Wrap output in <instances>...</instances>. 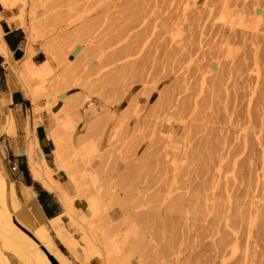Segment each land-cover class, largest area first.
<instances>
[{
	"label": "rangeland",
	"instance_id": "rangeland-1",
	"mask_svg": "<svg viewBox=\"0 0 264 264\" xmlns=\"http://www.w3.org/2000/svg\"><path fill=\"white\" fill-rule=\"evenodd\" d=\"M0 4L53 59L39 86L19 80L33 118L62 103L51 162L33 136L41 119L24 128L32 180L60 194L56 233L29 225L0 142L5 264H264V0Z\"/></svg>",
	"mask_w": 264,
	"mask_h": 264
},
{
	"label": "crops",
	"instance_id": "crops-1",
	"mask_svg": "<svg viewBox=\"0 0 264 264\" xmlns=\"http://www.w3.org/2000/svg\"><path fill=\"white\" fill-rule=\"evenodd\" d=\"M0 12V44L6 53V55L0 53V108H2L4 115L2 121L0 117V126L4 124L7 114L11 113L12 117L14 118V124L13 122L11 124L10 120L6 127L2 129V131L9 135H14L15 133L17 135V133L20 134L22 131L21 140L23 143L21 149H17L14 145L17 144L18 147L19 145H22L21 140H11L12 137L7 138V135L0 131L2 133L0 142H3V147L6 152V160H4V163L5 161L8 163L7 169H9L11 163L15 164L16 166L15 171H11L10 169L8 170L7 180L11 181L14 185V189H11L16 201L17 197L19 200H21V202L23 201L22 207H24V215L28 219L29 225L33 227H38L39 225L47 226L49 220L55 218L56 216H62L63 208L60 202L61 198L59 192H49L47 188L44 189L39 183L33 181L36 179L32 180L28 171V165L26 163L27 157L23 152L26 149L28 143L27 139L25 138L24 128L27 117L29 118V127L33 124L34 119H41V126L36 128V132H33V136L37 138L38 144L44 153V157H48L49 162H51L50 154L53 151L54 145L52 140L49 138V129L51 126H53V117H55V115L58 113L62 103L56 111H51V115L43 110L38 116H36V118H33V115L31 114V99L23 97L22 92L25 91V89L23 83L19 80L21 77L27 80L28 70L31 69V67L42 65L44 62H46L47 58L41 48H32V45L28 46L26 31L25 40L23 41L24 35L22 34V29L24 28L19 20H12V15H10V13L6 14V10H4L1 6ZM29 77L33 78V80H36L35 78H42L44 76L41 72H37L33 76ZM36 81L37 82L36 84L34 83V86L31 84L33 81H30L31 89L39 86V81ZM11 98L14 99L15 102H12ZM37 98L39 99V96ZM63 99L64 98L61 97V100ZM38 102L39 101L37 100V104ZM45 103L46 105H51L52 100L46 101ZM28 109L29 112L27 113ZM46 109L48 108L46 107ZM17 151L21 152L16 154ZM23 155H25V157H23ZM23 165L26 168V171L24 168H22ZM33 184L38 186L35 187ZM21 186L30 188L34 193L33 199L29 202H26V204H24L25 200L21 198ZM60 186L67 194L65 188H63L61 184ZM54 193H57L58 197ZM64 217L65 216H63V218ZM14 221L16 222L15 218ZM22 228L25 230L23 226ZM53 234L55 236L58 235L55 233ZM60 243L63 244L62 242Z\"/></svg>",
	"mask_w": 264,
	"mask_h": 264
},
{
	"label": "bare ground",
	"instance_id": "bare-ground-1",
	"mask_svg": "<svg viewBox=\"0 0 264 264\" xmlns=\"http://www.w3.org/2000/svg\"><path fill=\"white\" fill-rule=\"evenodd\" d=\"M20 23H21V21H20ZM19 23V24H20ZM236 23V22H235ZM235 23L234 24H231L233 27L235 26ZM238 25V24H237ZM0 40H1V34H0ZM0 53H3L4 55H6V53H5V51H4V49L2 48V46H1V44H0ZM48 61H46V62H44L42 65H39V66H34V67H31V69H29L28 70V72H27V74L29 75V76H33L34 74H36L37 72H41L43 75H44V77L45 76H48L49 74H50V72H51V60H53L52 59V57H50V53L48 52ZM27 71V70H26ZM155 73V72H154ZM185 87V86H184ZM170 95V94H169ZM36 96V95H35ZM166 96V95H165ZM38 97V96H37ZM147 97V96H146ZM137 98H138V96H137ZM134 100H135V98H133ZM133 100V101H134ZM136 101V100H135ZM138 101L139 100H137L136 101V103H133V104H135V106H136V104L138 103ZM157 103V102H156ZM158 107V106H157ZM169 110V109H168ZM5 187H6V182L4 181V178L0 175V205H1V210H0V215H2V213H4L5 214V212H7L8 213V208H7V204H6V202H5V199H4V190H5ZM198 189V188H197ZM223 189V188H222ZM227 189H229L228 187H226V189L224 190V192L225 193H227L228 195H230L229 193H228V190ZM21 195H22V199H24L25 201H24V204H26V202H29L30 200H32L33 199V197H34V193L32 192V190L30 189V188H26V187H23V186H21ZM206 191V190H205ZM223 192V191H222ZM220 193V192H219ZM241 193V192H240ZM205 194V193H204ZM223 194H219L218 196L220 197V196H222ZM205 196V195H204ZM207 196H210L209 194L207 195ZM212 196H214V195H212ZM217 196V195H216ZM66 197V196H65ZM236 197V196H235ZM233 197H228L227 198V200L229 201V200H231ZM220 199V198H219ZM224 198H223V196H222V200H223ZM225 200V199H224ZM223 200V201H224ZM67 200H66V198H65V202H66ZM208 201V200H207ZM218 201V200H217ZM216 201V202H217ZM23 202V201H22ZM215 202V205H214V207H215V210H216V208L219 210V208H222V206H223V203L224 202H222V201H220V202H222V203H216ZM67 203H68V201H67ZM214 203V202H213ZM240 203V202H239ZM225 206H226V203L224 204ZM66 206H68V205H66ZM260 207V206H259ZM248 208V207H247ZM237 209V208H236ZM217 210V211H218ZM262 210H264V209H262ZM237 211V214H239V213H241V215H243V213L241 212V210L239 211V210H236ZM220 212L221 211H219L218 213L220 214ZM262 212V211H261ZM264 212V211H263ZM263 212H262V214H263ZM3 214V215H4ZM9 214V213H8ZM218 214V215H219ZM236 214V215H237ZM7 215V214H6ZM6 215H4L3 217H5ZM232 215V214H231ZM233 216V215H232ZM234 217V216H233ZM245 217V216H244ZM1 218H2V216H1ZM7 218H9V217H7ZM6 218V219H7ZM217 218V217H216ZM6 219H4L3 221H5ZM218 219V218H217ZM1 220V219H0ZM215 220V219H214ZM218 220H220V219H218ZM209 221H211V220H209ZM243 221V220H242ZM2 222V221H1ZM218 222H220V221H218ZM264 221H262V225L264 224L263 223ZM5 223V222H4ZM20 223V222H19ZM210 223L211 222H208V224L210 225ZM6 224H7V221H6ZM45 224V223H44ZM48 224H49V228H48V230H50V231H52V232H57V230L58 229H60L61 228V218H60V216H56L55 218H53V219H51V220H49V222H48ZM207 224V225H208ZM208 225V226H209ZM8 226H9V224H8ZM11 226H13V225H11V223H10V229L12 228ZM207 227V226H206ZM4 228V227H3ZM46 227H45V225H39L38 227H36L35 229H34V231L35 232H38L39 233V231H45L44 229H45ZM208 228V227H207ZM214 228V227H213ZM264 228V227H263ZM6 229H7V227H6ZM232 229H233V227H232ZM236 229H238V228H236ZM235 228H234V230L233 231H235L236 230ZM262 232H264V231H262L261 230V232H260V236H261V234H262ZM6 233V232H5ZM226 234H227V232H226ZM235 234H236V232H235ZM223 236H224V238H223ZM223 236H222V240L223 239H225L226 240V238H225V234H223ZM227 236V235H226ZM66 238V237H65ZM228 238V237H227ZM240 238V237H239ZM238 237H236V240L237 239H239ZM247 238V237H246ZM4 239V238H3ZM2 239V240H3ZM67 239V242H68V244H69V246L70 247H72L73 248V245H74V242L72 241V240H70V239H68V237L66 238ZM230 239H231V237L230 238H228V241H226L227 243H226V245L225 246H227V245H229V241H230ZM259 239V241H263L264 242V233L262 234V236L260 237V238H258ZM63 240V239H62ZM221 239L219 238V241H220ZM222 240L219 242L220 244H221V242H222ZM224 240V241H225ZM224 241L222 242V243H224ZM0 242H1V238H0ZM4 242V241H3ZM231 242V241H230ZM248 242V241H247ZM232 243H230V245H231ZM217 245H218V243H217ZM229 245V246H230ZM7 246V245H6ZM220 246V245H219ZM8 247V246H7ZM77 247V246H76ZM221 247L222 248H224L223 247V245H221ZM13 248V247H12ZM220 249V248H219ZM218 248L216 249L217 250V255L219 254V250ZM225 249V248H224ZM220 252H221V250H220ZM259 252V251H258ZM260 253V252H259ZM249 254V253H248ZM221 255H223L222 253H221ZM220 255V259H221V257L222 258H224V256H221ZM37 259H39V258H37ZM242 259V258H241ZM0 260L3 262V264H5V262H4V256L2 255V253L0 252ZM35 260H36V258H35ZM41 261V260H40ZM7 262V261H6Z\"/></svg>",
	"mask_w": 264,
	"mask_h": 264
},
{
	"label": "trees",
	"instance_id": "trees-1",
	"mask_svg": "<svg viewBox=\"0 0 264 264\" xmlns=\"http://www.w3.org/2000/svg\"><path fill=\"white\" fill-rule=\"evenodd\" d=\"M22 168H24V170L26 171V168L24 167V165H23V167ZM35 187H37L38 185H35V184H33ZM15 224L22 230L23 228H21L16 222H15ZM24 230V229H23ZM25 231V230H24ZM25 232H27V231H25ZM28 233V232H27ZM29 234V233H28ZM65 249V248H64ZM63 252V251H62ZM64 253V252H63ZM49 260L51 261V263L52 264H56L55 262H54V260L52 259V258H49Z\"/></svg>",
	"mask_w": 264,
	"mask_h": 264
},
{
	"label": "built area",
	"instance_id": "built-area-1",
	"mask_svg": "<svg viewBox=\"0 0 264 264\" xmlns=\"http://www.w3.org/2000/svg\"><path fill=\"white\" fill-rule=\"evenodd\" d=\"M9 169H10L11 171H15V170H16V166H15V164L11 163L10 166H9Z\"/></svg>",
	"mask_w": 264,
	"mask_h": 264
}]
</instances>
